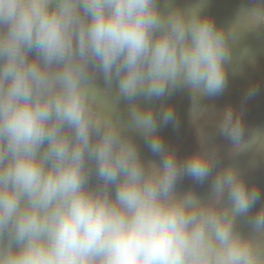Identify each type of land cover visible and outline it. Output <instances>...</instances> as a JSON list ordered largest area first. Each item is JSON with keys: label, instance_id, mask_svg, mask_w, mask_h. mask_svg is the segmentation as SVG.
Returning <instances> with one entry per match:
<instances>
[{"label": "clouds", "instance_id": "1", "mask_svg": "<svg viewBox=\"0 0 264 264\" xmlns=\"http://www.w3.org/2000/svg\"><path fill=\"white\" fill-rule=\"evenodd\" d=\"M202 8L0 0V264H259L236 229L259 191L229 165L207 201L180 192L183 177L203 184L212 175L216 153L202 144L178 160L159 135L175 123L171 106L157 114L138 102L178 88L194 98L223 93L234 34ZM257 18L264 21V11ZM95 73L117 101L129 102L128 130L146 138L159 164L146 165L129 136L97 117ZM218 132L233 146L243 141L230 107ZM249 223L264 233V208Z\"/></svg>", "mask_w": 264, "mask_h": 264}, {"label": "rangeland", "instance_id": "2", "mask_svg": "<svg viewBox=\"0 0 264 264\" xmlns=\"http://www.w3.org/2000/svg\"><path fill=\"white\" fill-rule=\"evenodd\" d=\"M201 6V15L211 18L226 34H234V38L229 39L232 58L227 66L225 90L215 97L194 98L190 90L178 88L171 96L150 102L141 97L138 102L150 106L157 114L163 106H171L175 123L161 126L159 135L178 160L183 161L200 151L202 144L216 153L212 175L203 184L183 177L177 184L180 192L191 190L207 201L216 173L229 165L240 171L250 189L259 191L260 199L247 216L237 218L236 229L251 240L259 255V264H264V233L254 234L249 223L250 218L264 208V21L257 18V13L264 11V0H170V7L182 10ZM159 7L167 11L169 0H159ZM94 75L95 83L90 91L97 117L119 127L129 136L146 165L149 162L159 164L161 158L149 150L146 138L128 130L129 102L123 98L117 101L102 76L99 73ZM250 92L253 93L251 96ZM229 107L240 117L244 127L243 141L237 146L218 132L223 111ZM89 167L90 186L94 187L97 184L95 166Z\"/></svg>", "mask_w": 264, "mask_h": 264}]
</instances>
